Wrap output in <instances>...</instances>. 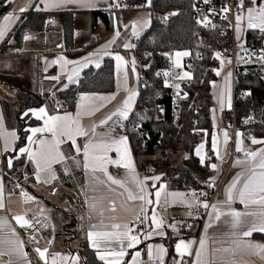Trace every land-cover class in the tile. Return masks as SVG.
I'll use <instances>...</instances> for the list:
<instances>
[{"label":"crops","instance_id":"0c3cea01","mask_svg":"<svg viewBox=\"0 0 264 264\" xmlns=\"http://www.w3.org/2000/svg\"><path fill=\"white\" fill-rule=\"evenodd\" d=\"M121 6H126L125 9L129 10H137V9H148L147 7H141L136 9H130V7L123 0H115ZM245 9L249 8L252 5L251 0H246ZM264 4V0H257V5ZM112 5L111 0H99L94 7H82L74 4H69L61 8L47 10L44 0H15L14 3L11 2L10 10L8 13H14L18 19H14L10 22L9 30L7 31L3 40H0V75H20L25 79V83L29 85V69L30 62L32 58L38 57L41 61V68L43 73L44 80V91L47 92L50 97H54L56 92L67 87L70 84L75 83L80 78L81 74L87 70L91 66H96L97 61L99 62V66L102 64L105 58L111 57L114 61L115 68V90L110 93H93V94H81L77 98V103L74 111L70 112L64 108L63 103L60 104V107L63 109L54 110L53 112L49 111L47 106H43L47 109L50 115H65L66 113H70L73 116L80 110V105L83 103L85 105H89L93 108L98 107L93 114L84 116L81 118L80 123L85 128L89 129V136H76V145L81 147V152L77 153L75 150V146L72 144L70 140L65 139L64 142L60 145V151H62L66 157V159L60 163H55L52 165V169L55 172V179H48L47 173H41V180L38 182L36 179L37 170L33 161H28L27 163L21 167V180L22 183L13 184L11 186H7L5 181V172L8 167V160H12V165L14 161L20 157L19 151L16 152L18 139H13L10 133H16L18 137V133L14 128H11L9 124H7L5 111L3 109L2 99L12 97L14 92L10 90L7 85H4L0 81V178H2L4 185V209L0 210V219L7 220V226L3 231H0V238L4 239H16L23 241V251L27 253L26 258H21L14 256L12 259L16 260L17 264H35L33 256L29 250V247L24 242L21 236V226L17 224L14 219L17 215L24 216L25 213H30L34 220L41 225V227H54V241L51 246H46L44 243L40 242L36 244V248H49V257L52 253H60L64 256L70 257H79L78 261L69 260L65 262V264H82L80 249L82 246V242L84 240L87 241L89 247L93 249L97 255V250L91 247V242L87 238V232L91 229L92 224L98 225V228L95 230H110L104 229L100 226L101 217L97 212L92 211L89 208V203L92 202L93 198L101 199L105 198V202L108 199H113L116 201L118 207L121 202L125 201L126 193L124 195H120L123 192V189H120L119 186L112 185L111 189L108 184H99L95 177L99 176L101 179H106L102 176L101 173L93 174L90 169H85L83 167L84 157H83V146L85 143L89 141L92 136L91 128L95 127L96 140H99L104 134H108L112 139H119L122 136H128L123 133L122 126L129 120L131 113L135 109V104L138 100L139 95V80L137 77V70L134 68L133 63H131V58L133 55L130 53L131 49L125 47L128 45V38L131 35V38H136L144 31H146L152 22V18L146 17L143 19L135 20L132 24L123 21V18L120 17L121 14L117 15L113 21V27L111 29H106L104 22L101 18L97 20L96 28L97 33H95L96 28H94L93 24V16L92 12L96 10L109 9ZM33 6H36L39 9L46 10L49 12V16L51 17V21H55V23H48V17L45 20V25L40 31L27 33L26 36H31V39H23L22 47L19 49L8 48L5 51H2L4 43L10 40L12 42V34L16 26H18L22 14L19 12L20 7H26L28 10ZM124 9V10H125ZM27 10V11H28ZM75 12V49L82 48L86 43H88L94 35H97L99 38V44L92 50H89L86 54L78 57V58H69L62 50V28L60 24V19L58 16L59 11H73ZM123 11V10H122ZM121 11V12H122ZM243 11L241 15H243ZM26 12V11H25ZM7 13V14H8ZM5 14V15H7ZM247 16V15H246ZM125 19H128L126 16ZM247 19V17H246ZM4 23L3 17L0 20V25ZM240 27V31L236 30V39L237 42L242 43L245 38V32L249 29L246 27L245 29L242 26ZM119 30V37L124 31L128 32V38L125 40L124 48L130 53L125 54L123 52L117 51L114 52L112 47L113 44L119 39V37L115 36L116 30ZM237 29V28H236ZM257 30L258 29H250ZM264 34V33H263ZM134 39L133 42L136 40ZM115 41L111 43V46L107 48L106 51H100L103 46L108 45L111 41ZM127 42V43H126ZM264 44V41L263 43ZM94 53H98V55H92ZM120 55L124 58L126 63H121L119 69L117 68V64L120 63L115 60V56ZM63 56L68 61H79L82 64H86V66H82V64L71 63L64 64L63 61L59 63L53 64L52 61H56L59 57ZM91 56V59L85 61V57ZM78 70V71H77ZM125 73H127V77L125 78ZM53 76H58L59 80L50 79ZM69 76L72 77L71 81L69 80ZM231 76H229L230 78ZM230 94L227 98H224L223 93L220 92V96H216L218 101L217 114L215 109L213 110V121H214V130L210 136V143L212 149L213 140L216 142L217 151L220 153V159L217 158L216 152H213L215 160L211 163L217 165V170H213L211 168L210 174V184H214L218 180H220L221 176L226 172V177L223 179L221 184V188L217 194L215 203L223 202L226 200V192L230 184L233 182L238 173L245 171V166L237 165L235 161L237 159H245L242 152H237L235 150L234 157H232V149L233 147L236 149L239 142L243 140V147L249 150H258L261 147H264V144H252V139H233L230 130L224 124L223 112H226V108L229 107V100L232 103V82L230 79ZM134 92L136 95L132 101L131 110L128 112V116L126 119L119 116H112L111 120H108L106 124H101V121L105 120L111 113L117 111L123 106V102L127 99L128 95ZM90 97L92 99L81 101V97ZM109 97L113 96L114 98L110 101H101L96 99V97ZM221 102H223V109H221ZM41 108V107H40ZM39 108H34L28 110L33 118L32 110H38ZM226 109V110H225ZM36 119V118H35ZM40 125L36 127H43V121L39 120ZM227 131L229 140L227 144L224 143L223 133ZM31 135V133H29ZM28 135V136H29ZM51 134L45 133L43 135L37 134L36 139H49L51 140ZM259 140H264L263 138H255ZM8 141V149H5V141ZM204 149L202 150V155H204L207 160L206 153V143L207 139L203 140ZM201 143V144H202ZM28 146V142L25 147ZM128 146L129 151L131 153L132 161L135 167V173L139 178L143 179L144 177H153L160 176L161 179L159 181H153L149 179L147 181L148 189L154 194L155 191L159 190L161 187H164V191L161 194L160 207L155 208L156 212L162 216L164 224L161 229H156L157 232H163L164 235H156L153 234L150 238H146L145 235H141V243L138 244L135 248L128 249V255L124 258L125 264H132V259L135 255V252L139 251L141 256L138 258L140 261L143 259H147L148 264H159V261L155 258H150L148 255V247L149 245L153 246L155 250L156 246L163 245L164 248L167 249L166 254L163 257V264H172L177 262L179 264L184 259H192V263L194 264L195 260V252L198 248L197 245H194L192 248L193 256L185 255L183 258L179 256L176 252V244L180 240L188 241H197L199 242L205 236V230L209 236H217L219 237L221 233L227 232L228 228L223 224V219L219 223L213 224L212 228H208L209 223V215L212 214L210 210L204 224L198 229L196 221L194 220V207L189 208L187 203H190L193 198H183L185 202H182L179 198L175 200L171 196H167V204H165V196L168 193H184L185 191L179 189H171L169 188L166 179L164 178V174L156 169V164L148 165L146 170H139L136 165L135 159L132 154V149L130 145V141L128 138ZM33 150L38 148V145H33ZM15 149V151L13 150ZM27 156V154H25ZM109 156L112 159H119V156L116 152H109ZM74 158V159H73ZM75 161H80V165L77 166ZM148 168H150L149 172H147ZM108 172L115 178H125L130 177L131 173L128 169L122 166L116 165H108ZM48 179V182H43ZM155 184V187H153ZM28 188H27V187ZM127 187L132 188V184L128 183ZM16 189L15 191L13 189ZM114 189V190H112ZM25 193L29 196L34 197L32 200H27L25 197ZM155 199L153 195L151 197ZM187 202V203H186ZM139 201L132 202L128 201L127 205L132 208H137ZM71 204V206H68ZM153 207L147 209L149 215H151L153 211ZM232 207L236 210L244 211L243 205H241L238 201L232 204ZM191 213V215H189ZM121 216L127 215L131 218L130 213H118ZM105 220L104 223H110L106 217L113 215L112 213L105 212ZM76 216L77 223L76 227H71L74 222L72 218ZM92 217L89 219V217ZM66 218L67 220H65ZM250 219V218H249ZM72 220V222H70ZM151 221L149 220V224ZM69 224V225H68ZM184 224H187V227H184ZM175 226V231L172 226ZM155 227L154 225L152 226ZM11 229H14L16 232V237L11 236ZM152 229L148 228V230L144 233L151 231ZM242 240H250L254 243L264 244V233L255 232L251 237H241ZM170 246L172 247V254L170 255ZM7 245H0V250L6 249ZM208 247L210 250L217 248H233V240L232 238L225 239H210L208 241ZM214 256L218 261H235L236 264H264V260L260 259L259 255L252 254L250 252L244 251L242 248L236 249L235 254L233 252H214ZM9 260L8 255H4L0 258V264H5ZM103 264L104 262L101 261ZM49 264H51V260L49 258Z\"/></svg>","mask_w":264,"mask_h":264},{"label":"trees","instance_id":"16d2710c","mask_svg":"<svg viewBox=\"0 0 264 264\" xmlns=\"http://www.w3.org/2000/svg\"><path fill=\"white\" fill-rule=\"evenodd\" d=\"M123 1L129 6L140 5L148 0ZM111 2L112 5L117 3L115 0ZM10 5L11 2L8 0H0V15L7 14ZM146 7L150 11H155L156 15L152 17L150 27L137 37L136 46L130 51L132 55L139 58L140 72L144 77L138 81V100L129 120L122 126L123 133L129 138L132 154L139 170H146L147 158L153 156L161 161L157 163L158 165L156 164V169L165 173L164 178L169 188L183 190L185 193L207 189L210 185L211 163L215 160L209 139L214 130L212 118L214 97L212 96L214 85L219 80L215 70L216 58L213 46L219 44L218 40L212 36L211 32L200 29L195 20L194 0H151V4ZM124 9L125 7L120 5V7L112 6L109 9L101 8L93 11V27L96 28L97 20L101 18L106 29H111L114 18ZM166 13L172 14L170 19L162 16ZM49 14L36 6L24 12L13 31L12 42L10 40L5 42L2 51L8 48H21L26 34L40 31ZM57 14L62 28V50L69 58H78L99 44L98 36L94 35L82 48L75 49L74 10L59 11ZM128 36L127 31L121 34L113 44L114 52L129 53L124 48ZM245 37L254 39L260 44L264 41V34L257 30L248 29ZM171 49L174 52L190 53L188 58L184 59V72L187 63L194 62V68L189 71L193 82L185 85L186 97L181 101L171 97L167 84L168 76H164V73L170 69L167 60L168 51ZM198 54L203 55L202 59L197 58ZM40 66V58L31 59L28 86L23 76L0 75L1 83L14 92L12 97L3 98L2 104L7 124L18 133L16 152L27 143L29 132L26 129L39 126L41 122L29 113L25 115L28 110L47 106L50 112L56 108L62 111L60 104L66 102L65 108L72 112L79 95L110 93L115 90V68L111 57L105 58L99 67H89L81 74L78 81L59 90L52 98L44 91ZM237 70L240 81L237 84L235 96L239 127L236 136L246 140L264 139V67L255 63H250L246 67L240 64ZM160 75L163 77L161 78ZM241 89L245 90L244 97L240 95ZM162 105L165 106L164 110L160 108ZM178 105L181 107L180 111L175 113L174 110ZM231 106L223 113V117L224 124L233 137V128L227 121ZM135 125H138L136 129L133 127ZM143 131L148 133V137L142 134ZM238 133H243V136H239ZM205 139H207V160L201 162L200 157L196 155V148ZM179 152L186 153V158H183V166L176 167L172 165L171 159ZM26 163L27 156L21 154L12 167L6 169L5 181L8 187L18 182L22 183L20 169ZM22 185L25 184L22 183ZM72 220L74 225L77 217L74 216ZM79 252L82 264H103L98 261L95 251L89 247L86 240L82 242ZM170 255H173L172 252Z\"/></svg>","mask_w":264,"mask_h":264},{"label":"snow or ice","instance_id":"6c2138e0","mask_svg":"<svg viewBox=\"0 0 264 264\" xmlns=\"http://www.w3.org/2000/svg\"><path fill=\"white\" fill-rule=\"evenodd\" d=\"M8 2L14 3L15 0H8ZM107 2V0H105ZM205 3H209L210 0H204ZM47 10L57 9L64 7L69 4H74L82 7H94L99 0H44ZM253 7L244 8V0H238L237 7L246 11L247 14V27L249 29H258L261 33H264V4L257 5V0H251ZM148 4H151V0H148ZM120 7L119 3H114L110 7ZM26 7H20L19 12L23 13L27 11ZM231 9L227 6L221 9V11L227 13ZM14 19H18L14 13H8L3 16L4 23L0 25V40H3L7 31L9 30L10 22ZM237 24V32H239L240 24L244 20V16L237 14L235 16ZM48 23H55V21H48ZM120 33L117 29L115 36L119 37ZM31 36H26L25 39H31ZM111 41L108 45L103 46L100 51H106L107 48L111 46ZM125 47H132L131 45H125ZM94 53L92 55H98ZM189 52H176L174 67L180 68V57L188 56ZM220 53H216V57L220 58ZM91 59V56L85 57V61ZM264 60V56L260 57ZM115 60L120 62L117 64L119 69L121 63H126L124 58L120 55L115 56ZM63 61L64 64L77 63L82 64V62L68 61L63 56L59 57L58 60L52 61L53 64ZM231 61H229L230 63ZM223 63V61L221 62ZM135 61L133 60V66ZM86 66V64H82ZM99 67V62L96 64ZM78 71V70H77ZM169 72H165L164 76H169ZM217 75L219 71L217 70ZM230 75V74H229ZM127 73H125V78ZM178 79H191V74L187 71L183 72L177 77ZM50 79L59 80L58 76H53ZM72 77L69 76L71 81ZM175 87L179 90L180 85L176 84ZM136 93L131 92L127 99L123 102V106L117 111L111 113L105 120L101 121V124H106L108 120L112 119V116H119L124 119L127 118L128 112L131 110L132 101ZM113 96L109 97H96L101 101H110L113 99ZM92 99L90 97H81V101ZM231 102L229 100V107ZM89 105L81 104L80 110L73 116L70 113L65 115H50L45 107H41L38 110H32V115L35 116L37 120L43 121V127H32L26 129L27 132L31 133L27 137L28 146L22 147L18 151L20 154H27V158L30 161H33L37 170L36 179L39 182L41 180V173H47L48 179H55V172L52 169V165L55 163H60L66 159L64 153L60 151V145L64 142L65 139L70 140L75 146L77 153L81 152V147L76 145V136H89V129L82 126L80 120L84 116L93 114L96 110ZM221 109H223V102H221ZM28 113H25L27 115ZM2 119V118H0ZM95 127L91 128L92 136L87 143L83 146V167L85 169H90L93 174L101 173L106 179H101V177L96 176L95 179L99 184H108L111 189L112 185L119 186L120 189H123V192L120 195H126L125 201L121 202L119 207L115 200L108 199L105 202V198L96 199L93 198L92 202L89 203V208L97 212L101 217L100 226L104 229L110 230H95L98 228V225L92 224L91 229L87 232V238L91 242V247L97 250V255L99 260L103 261L104 264H125L124 258L128 255V249L135 248L138 244L141 243V235H145L146 238H150L153 234L164 235V233L157 232L156 229H161L163 227L164 221L162 216H160L155 208L160 207L161 194L164 191V187H161L159 190L155 191L153 194L147 187V181L149 179L159 181L160 176H153L151 178L144 177L143 179L139 178L135 173V167L132 161L131 153L128 146V138L122 136L119 139H112L108 134H104L99 140H96ZM51 134V140L49 139H36L37 134ZM13 139H18L16 133H10ZM239 136H243V133H238ZM224 143L227 144L229 136L227 131L223 133ZM252 144H264V140L252 139ZM33 145H38L36 150H33ZM8 141H5V149H8ZM204 149V144H200L196 148V155L200 157L201 162L204 161L205 157L202 155V150ZM15 151V149H13ZM212 150L216 152L217 158L220 159V153L217 151L216 142L213 140ZM116 152L119 156V159H112L109 156V152ZM237 152H242L245 159H237L235 163L237 165L245 166V171L238 173L233 182L227 189L226 200L223 202H218L216 204H209L207 201H201L195 199L196 193H192V201L187 203L189 208L195 206H202L205 210L211 208L212 214L209 215L208 228H212L214 222L219 223L223 219V224L227 226L228 231L221 233L219 237L209 236L207 229L205 230V236L199 242L193 240L185 242L180 240L176 244V252L181 258L185 255L193 256L192 248L194 245H197L198 248L194 254L195 260L194 264H236L233 261H218L214 256V252H233L235 254L236 249L242 248L246 252L259 255L260 259L264 260V244L254 243L250 240H242L241 237H251L253 233L260 232L264 233V147L259 148L258 150H249L243 147V140H241L236 148ZM74 159V158H73ZM77 166L80 165V161H75ZM108 165L122 166L128 169L131 173L130 177L125 178H115L108 172ZM8 167H12V160H8ZM211 168L215 171L217 170V165L212 164ZM48 179L43 182L47 183ZM131 183L132 188L127 187V184ZM155 187V184H153ZM114 190V189H112ZM4 185L2 178H0V210L4 209ZM155 196V199H152V196ZM206 195V194H205ZM167 196H171L174 200L179 198L182 202L185 194L184 193H168L165 196V204H167ZM27 200H32L34 197L29 196L25 193ZM128 201L136 202L139 201L138 210L137 208H132L127 205ZM238 201L243 205L244 211L236 210L232 207L234 202ZM151 215L148 214L147 209L153 207ZM105 212L112 213L106 217L110 223L105 224ZM130 213L131 218L127 215L121 216L118 213ZM191 215V213H189ZM92 217L90 216L89 219ZM250 218V219H249ZM17 224L21 227H31V223L22 215H17L14 217ZM145 220H150L151 223L148 225L151 231L144 233L143 231H137L136 228L132 227L133 224L138 223L143 225ZM7 220L0 219V231H3L7 226ZM155 226L154 228L152 226ZM173 230L175 231V226L173 225ZM11 236L16 237V232L14 229H11ZM232 238L233 248H217L210 250L208 247V241L210 239H225ZM35 240V237L32 238ZM51 243V242H50ZM0 245H7L8 247L4 250H0V258L4 255L9 256V260L5 264H17L16 260L12 257L17 256L21 258H26L27 253L23 251V241L16 239H4L0 238ZM35 251L38 253L40 259L44 261V264H49V258L51 264H65L69 260L78 261L79 257H70L64 256L60 253H52L49 257V248L45 247L43 250L36 248ZM167 249L163 245L156 246L155 250L153 246L149 245L148 255L150 258H155L159 261V264H163V257L166 254ZM141 256L139 251L135 252V255L132 259V264H141V261L138 259ZM30 264V262H29Z\"/></svg>","mask_w":264,"mask_h":264},{"label":"built area","instance_id":"2783aa9c","mask_svg":"<svg viewBox=\"0 0 264 264\" xmlns=\"http://www.w3.org/2000/svg\"><path fill=\"white\" fill-rule=\"evenodd\" d=\"M195 1V20L199 25L201 30L211 32L212 36L218 40L219 44H215V58H216V65L215 70L219 71L223 66L224 63H221L223 59H226L230 62L231 65V82H232V106L228 111L227 121L233 128V139L236 138L237 131L239 127L237 126V115L235 109V96H236V87L240 81V75L238 74V67L239 65H243L244 67L248 66L250 63L258 64L259 66L264 67V60L260 59V57L264 56V44L257 43L254 39H247L244 38L242 43H237L236 39V20L235 16L237 14H241L242 9L237 7L238 0H210L209 3H205L204 0H194ZM141 6L146 7L149 6L148 1L142 2L140 5L131 4L129 5L130 9L141 8ZM225 6L229 7L231 10L227 13L221 11L222 8ZM152 12V17L156 15L155 11ZM4 16V13L0 15V20ZM166 19H170L172 14L166 13L162 15ZM51 17H48V20H51ZM136 46V40L134 41V47ZM133 47V48H134ZM219 52L220 58L216 57V53ZM174 50L168 51V60L167 65L170 67L169 69V76L167 79V84L170 89V95L172 98L176 99L177 101H181L186 97L185 92V85H190L193 82V79L185 78L183 80L178 79L177 77L184 72V67L175 68L174 67ZM135 61L134 68L137 70V77L140 80L144 75L140 72V60L137 56H132ZM203 55L198 54L197 58L202 59ZM238 58L241 59V62L238 63ZM133 63V62H132ZM194 68V62H188L186 71H191ZM244 74V71L242 72ZM162 78L163 76L160 75ZM192 77V76H191ZM176 84L180 85L179 90L175 87ZM240 95L242 97L245 96V90H240ZM64 108L67 107V103H63ZM161 110L165 109V106L162 105ZM180 105L176 106L174 112L178 113L180 111ZM138 125L133 126L134 129L137 128ZM142 134L145 137H148V133L143 131ZM235 148L232 149V157L235 154ZM150 168H148L147 172H149ZM227 172V171H226ZM226 172L223 176L215 182L214 184L208 185L207 189L198 190V191H188L185 193V198H193L192 193H196L195 199L201 201H207L210 205L215 203L217 194L221 188V184L223 179L226 177ZM16 190L15 188L13 189ZM206 194V195H205ZM211 208L205 210L202 206H195L194 207V214H195V221L198 225V229L204 224L205 219L209 213ZM24 217L31 223V227H21V236L24 242L29 247L31 255L33 256L35 264H44L43 261L40 259L38 253L35 251L37 243H44L46 246H51L54 241V227H41L33 218L30 213H25ZM132 227L136 228L137 231L146 232L148 230V220H145L143 225H139L138 223L133 224ZM184 227H187V224H184ZM35 237V240L32 238ZM51 242V243H50ZM192 259H184L179 264H191ZM141 264H148L147 259H143ZM175 264V263H172ZM177 264V262H176Z\"/></svg>","mask_w":264,"mask_h":264},{"label":"rangeland","instance_id":"374dc122","mask_svg":"<svg viewBox=\"0 0 264 264\" xmlns=\"http://www.w3.org/2000/svg\"><path fill=\"white\" fill-rule=\"evenodd\" d=\"M124 7H126V6H124ZM250 7H253V5H250ZM120 14H121L120 17L123 18V21L127 22L129 24H132L135 20L137 21L138 19L144 20L146 17L152 18V12L148 9H137V10L125 9ZM246 15H247L246 11H243L244 20L241 22L240 26H242L244 29L247 27V19H246L247 16ZM126 16L128 17V19H125ZM95 33H97V28H96ZM134 39H136V38H131V35L128 38V45L132 46V47H128L129 49L134 47V42H133ZM237 43L239 44V42H237ZM177 52H179V51H177ZM183 52H185V51H183ZM189 55H190V53H189ZM188 56L180 57L181 67L184 65V59L188 58ZM130 58H131V63H132L134 58L133 57H130ZM174 58L176 59L175 54H174ZM240 62H241V59L238 58V63H240ZM223 63H224V66L219 70V80L216 83V85H214V92H213V96H212V97H214L213 98L214 109L216 108L215 109L216 114H217V108L219 106L218 101L216 99V96H220V92H222L224 98H227V96L230 94V90H231L229 87V86H231L230 85L231 77L229 78V76H230L229 74L231 73L230 72L231 71V65H230L229 61L226 59H223ZM228 108L229 107H227L226 109H228ZM183 158H186V153H184V152H179L178 154L173 155L172 159H171L172 165L176 166V167L183 166L184 165V163H183L184 159ZM147 163H148V165H154L155 163H161V161H159L155 157L151 156L150 158L149 157L147 158ZM68 206H71V204H69ZM64 219L67 220L66 218H64ZM194 220H195V214H194ZM70 222H72V220H70ZM76 226H77V223L72 225L71 227H76Z\"/></svg>","mask_w":264,"mask_h":264},{"label":"water","instance_id":"95a60500","mask_svg":"<svg viewBox=\"0 0 264 264\" xmlns=\"http://www.w3.org/2000/svg\"><path fill=\"white\" fill-rule=\"evenodd\" d=\"M41 249V248H40ZM44 249V248H43ZM43 249H41V250H43ZM43 263H44V261H43Z\"/></svg>","mask_w":264,"mask_h":264}]
</instances>
